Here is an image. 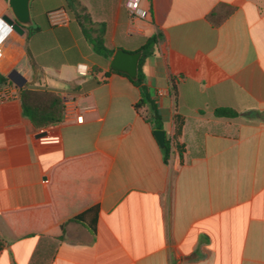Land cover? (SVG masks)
<instances>
[{
    "label": "crops",
    "instance_id": "1",
    "mask_svg": "<svg viewBox=\"0 0 264 264\" xmlns=\"http://www.w3.org/2000/svg\"><path fill=\"white\" fill-rule=\"evenodd\" d=\"M78 1L91 25L64 0H31L32 25L0 46V74L17 73L0 87V264H33L36 250V264H264V0H138L144 17L129 0ZM219 3L234 11L213 27L206 16ZM99 24L114 52L161 35L142 69L171 140L166 164L133 109L138 89L109 72L113 55L93 51ZM29 58L34 86L64 101L58 124L36 129L22 114ZM95 205L91 234L71 218Z\"/></svg>",
    "mask_w": 264,
    "mask_h": 264
},
{
    "label": "trees",
    "instance_id": "2",
    "mask_svg": "<svg viewBox=\"0 0 264 264\" xmlns=\"http://www.w3.org/2000/svg\"><path fill=\"white\" fill-rule=\"evenodd\" d=\"M65 7H67L74 15L78 23L84 28L87 25H91L92 22L85 9V7L78 0H64ZM234 11V7L225 3H219L215 5L211 11L207 14V21L213 26L218 27L223 23ZM99 28L96 30L93 37H88L93 51L100 56L110 58L114 51L107 49L104 45V25L99 24ZM161 35L159 33L151 34L144 39L143 44L139 47L142 50V56L139 60L138 76L137 79L132 81L127 75L117 73L126 77L130 83L135 86L139 91V99L133 104L134 111L142 118V120L148 123L152 130H162V119L160 111L155 101L151 98L149 89L145 85V77L143 73L144 60L153 54V51L160 40ZM32 67L33 79L31 82L25 83L18 91V97L21 104L22 114L26 117L34 128L40 129L45 126L55 125L63 120L64 115V101L61 96L56 92L49 90L45 87L39 88L34 86V80L38 79L41 72L35 67L34 63L30 60ZM109 72L112 73L111 70ZM175 77H171L168 82V94L172 98L173 105H176L177 101V87L174 83ZM10 84L7 77L0 74V87ZM214 114L220 117H235L238 112L229 108H217L214 110ZM252 118L261 117V112H251ZM182 128V119L179 115H174V132L173 140L179 136ZM175 148L180 153L182 147L175 143ZM162 161L164 164L168 162L171 154V140L164 139V146L161 148ZM98 220V207L91 206L84 211L76 214L71 218V221L82 225L91 234L96 232ZM60 233L57 236H52L54 239L60 240L63 237L64 226H59ZM4 247V241L0 238V250ZM52 248V247H50ZM48 251H52L50 249ZM39 255V250H36L33 254V264H36V257Z\"/></svg>",
    "mask_w": 264,
    "mask_h": 264
},
{
    "label": "water",
    "instance_id": "3",
    "mask_svg": "<svg viewBox=\"0 0 264 264\" xmlns=\"http://www.w3.org/2000/svg\"><path fill=\"white\" fill-rule=\"evenodd\" d=\"M30 2L31 0H7L10 15H5L1 19L10 25L11 29L18 34H23V28L30 27L32 25ZM141 56V49L135 52H126L123 49L118 48L111 57L109 69L115 73L125 74L130 80L134 81L138 76V66ZM15 75H17V73L13 71L8 75V78L15 82ZM153 136L159 147L162 148L164 146L165 139L164 131L154 130Z\"/></svg>",
    "mask_w": 264,
    "mask_h": 264
},
{
    "label": "built area",
    "instance_id": "4",
    "mask_svg": "<svg viewBox=\"0 0 264 264\" xmlns=\"http://www.w3.org/2000/svg\"><path fill=\"white\" fill-rule=\"evenodd\" d=\"M138 0H129L126 3V7L135 15L139 17H144L146 15L145 11H141L137 7ZM12 31L11 26L8 25L3 19L0 18V46L7 34ZM0 58H1V51H0ZM85 72V71H84ZM65 114V113H64ZM64 117V115H63ZM65 118V117H64ZM82 120L81 115L75 116V122L80 123Z\"/></svg>",
    "mask_w": 264,
    "mask_h": 264
}]
</instances>
